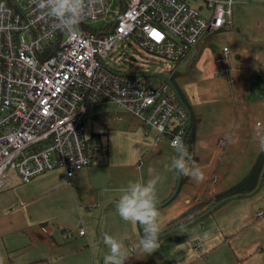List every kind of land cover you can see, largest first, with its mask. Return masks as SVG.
<instances>
[{
	"label": "rangeland",
	"instance_id": "374dc122",
	"mask_svg": "<svg viewBox=\"0 0 264 264\" xmlns=\"http://www.w3.org/2000/svg\"><path fill=\"white\" fill-rule=\"evenodd\" d=\"M249 1V5L254 7L264 4L253 2L262 0ZM117 5V0L111 2V8ZM233 16L237 21V17ZM251 19L252 25L247 22L246 26H242L244 29H239L240 32L235 21L229 27L208 31L203 35H208L205 43L201 41L203 46L199 42L201 49L192 50L184 61L164 60L135 42L116 45L104 60L108 66L123 73L159 72L168 78L172 77L175 87L178 86L187 103L226 100V95L234 97L240 90L250 94L253 101L259 100L264 83L256 76L264 65V51L248 43L246 33L251 35L255 32L254 21H257L254 16ZM235 40L236 44H243L241 53L237 55L231 50L219 65L222 70L217 74L212 66V59L221 53L223 44L235 49ZM226 67L231 69L228 74L233 78L230 80L232 84L226 76L227 72H224ZM141 77L154 87L163 82L157 76ZM86 113L85 134L92 135L93 140L100 144L101 150L91 164L76 170L69 181L62 167L20 183L15 182L17 177L13 170L8 169L10 182L0 190V264H37L28 261L21 263L20 260L29 255L28 250L44 245L43 239L38 240L36 245H31L28 236L37 228L41 231L40 226L45 220L55 230L59 225L64 226L65 233L72 238L82 225L86 235L93 236L89 247L95 252L92 257L88 255L77 260L75 251L79 252L82 246L72 244L69 247V257L63 261L54 258L49 264H77V261L78 264H104L108 248L102 241L101 246L99 245L100 232L102 230L118 234V229L113 231L112 228L117 219H122L116 210L110 213L116 207L113 196L119 197L121 188L129 181L146 182L153 177H159L158 204L173 193L177 173L171 167V162L175 158V151L168 145L164 135L159 136L157 149L151 150L152 138L131 124L128 112L113 101L96 102ZM118 114H122L125 121L117 120ZM131 116L137 120L134 115ZM246 120L250 129L245 136L238 137L233 150L222 153L221 148L218 156L214 157L207 149L197 153L195 163L202 169L205 179L198 185L183 181L175 196L158 206L160 226L168 222L167 225H173L172 222L182 219L181 211L200 201H213L218 193L227 190L218 191L221 183L210 182L208 171L215 169L220 174L223 165L228 168L235 166L238 161L241 169L248 157V150L251 154L253 145L254 152L259 148L260 136L264 134L255 121H262L260 111L248 110ZM191 158L192 161L196 159L194 156ZM134 165L139 168L136 170ZM239 168L237 165V173L241 172ZM242 175L235 176L234 181ZM260 185L252 194L226 199L207 215L161 237L159 247L150 255L140 250L138 242L143 236L140 225L127 222L132 233L115 237L125 246V264H264V176ZM204 191L206 192L202 194ZM195 195L205 196L193 199ZM108 196L113 201L108 200ZM187 200H191V205L185 207ZM188 215L190 213L184 217ZM108 217L111 219L108 220ZM225 224L228 228L224 227ZM58 229V233H61L60 228ZM106 234L109 235L108 232ZM202 239L208 241V246H200Z\"/></svg>",
	"mask_w": 264,
	"mask_h": 264
},
{
	"label": "built area",
	"instance_id": "2783aa9c",
	"mask_svg": "<svg viewBox=\"0 0 264 264\" xmlns=\"http://www.w3.org/2000/svg\"><path fill=\"white\" fill-rule=\"evenodd\" d=\"M112 1L96 6L69 38L40 18L32 0H0V190L10 182L8 169L27 182L56 167L70 177L91 164L101 146L85 134L84 122L99 101L132 113L145 134L156 132L155 142L164 133L171 146L182 139L187 113L170 87L151 86L104 58L135 42L164 60H184L204 34L232 23L234 1L197 0L207 15L186 0H117L111 8ZM221 47L213 63L229 55Z\"/></svg>",
	"mask_w": 264,
	"mask_h": 264
},
{
	"label": "crops",
	"instance_id": "0c3cea01",
	"mask_svg": "<svg viewBox=\"0 0 264 264\" xmlns=\"http://www.w3.org/2000/svg\"><path fill=\"white\" fill-rule=\"evenodd\" d=\"M186 1L189 2L191 5H193L194 7H197L200 10V12L204 13L205 15L209 14V11L205 8L203 2H199L197 0H190V1L186 0ZM233 1L234 2L232 4V24L235 21L234 16H233V15H235L237 17V21H235V23H236V25H238L237 29L239 31L240 28L244 29V28H242V26H246L245 24H247V22L252 25L253 20L251 19V16H254L255 20H257V21H254L255 27H253V29H255L254 30L255 32L252 31L254 34L252 33L251 35L249 33H246L248 38H249L248 43L254 45V47H257L258 50L264 51V17H263L264 16V4H262V6L254 7V6L249 5V2H250L249 0H233ZM253 2L264 3V0L253 1ZM226 27H229V25L223 26L220 28H226ZM206 36H208V35H206ZM206 36L205 37L202 36V38L196 43V45L192 47L191 51L194 49L200 50L201 49L200 46L202 45L201 41L203 40V43H205ZM236 41L237 40H235V44H233V47L235 49H232L227 44H223V45H226L227 47H229L230 51L233 50L234 53L238 55L242 51L243 44H241V43L236 44L237 43ZM199 42L201 43V45L199 44ZM197 50H195V52ZM191 51L189 52V54L191 53ZM196 53H194V54H196ZM188 55H187V57H188ZM186 58L184 60H186ZM214 59H212L211 63H212V66L216 69V72L218 74L222 70L219 68V65L221 64V62L223 60L217 64V63H213ZM184 60H181V61H184ZM227 68L228 67H226L224 69H227ZM224 72H227L226 76H227V78H229V83L232 84L233 82L231 83L230 80L232 81L233 78L228 74V73H231V69H227ZM258 73L259 74L256 77L259 79V81H263V83H264V65L262 66V70H260V72H258ZM259 75H261V77H258ZM175 84H176V82H175ZM261 92H262V95L259 97L260 99L255 100V101H253V98L250 97V94H247L245 91L240 90L239 92H236L237 95L234 97H232L231 94H229V96L226 95V97H225L226 100L203 101V102H200L199 104H193L191 102L186 103L187 106H189L190 110L192 111L193 117L195 119V121H194V133H193V138H192V141H193L192 149L190 150V153H189L190 156L196 157V159L193 160L194 162L198 158L197 153H199V151L201 152L202 149L203 150H205V149L209 150L213 157H214V155L218 156L217 154H219L221 148H222V153H226L230 150H233L232 148L235 146V143L238 141V137L241 138V137L245 136L247 134V130L250 129V128H248V124H247V120H246L248 110H250V109L251 110L252 109H258L260 111L262 121L256 120L255 124L258 127H260L261 130H263V134H264V86H263V89ZM181 95H182V92H181ZM183 97H184V95H183ZM89 108H91V106ZM89 108L87 109V111L89 110ZM125 112H128V111L126 110ZM128 114L130 115L131 124H133L134 126L136 125V127H139L140 129H142L144 135L152 138L153 144H152L151 150L157 149V146L160 143V140H158V142H155L154 138H155L156 132L153 129H150L149 133L145 134L144 128L140 125L139 121L135 120L131 116L132 113L128 112ZM122 117H123L122 114L116 115L117 120L125 121L124 118H122ZM162 135H164L166 137V141H168L167 142L168 145L171 146L170 141H169L170 135L168 133L167 134L164 133V134H161L160 136H162ZM90 136L93 137L92 135H90ZM260 153H261V151L259 150V148H257L256 151L254 152V145H253V151L251 154H250V151L248 150V157L245 158L244 167H242L241 169L239 168V166H240L239 161L236 162L235 166H231L228 168L225 165H223L221 167V169H222V171H224V173L221 171V173L218 174L217 170L213 169L211 171H208L209 172L208 173V177H209L208 179L210 180V182L212 181L213 184L214 183L215 184L221 183L220 189H218V191H221L222 189H228L229 187H231V185H233L234 183H236V181H238L240 179V178H238V179H236V181H234L236 178L235 176L238 177V175L243 174L242 175V177H243L247 173H249L252 164L261 155ZM241 156L243 157L244 154ZM237 165H238V168L241 170V172L237 173V170H236ZM133 168H135L137 170L139 167L134 165ZM42 174H44V172ZM42 174L40 173V174H37L36 176L42 175ZM64 174H65V172H64ZM74 174L75 173H73L72 176H74ZM72 176L68 177L66 175V178L68 179V181L70 180V178ZM183 177H184L183 181H186L185 183H187V184H193V182H195L194 180H192L188 176H183ZM213 177L216 178L214 181H213ZM15 182L20 183L21 181H19L17 178V181H15ZM195 183H196V185H198L197 182H195ZM205 192L206 191L202 192V194H204ZM204 196L195 195L193 197V199H196V197L197 198H199V197L204 198ZM113 197H114L113 198L114 201H117L119 198L118 196H113ZM111 198H112L111 196L107 197L108 200L113 201ZM193 199H191V200H193ZM191 200L190 201L187 200L188 204L185 207L191 205ZM115 210H116V207H114V209L111 210L110 213H112V212L114 213ZM180 213H182L180 216V217H182L181 220H177L176 222H172L173 225L172 224L167 225L169 222L167 224L161 225L160 231L164 232L166 229H168L172 226H175L177 222H181L182 220L185 221L189 216L188 215V216L184 217L186 214V210H183ZM180 213H179V215H180ZM261 214H262V212H261ZM109 219H111V218L108 217V220ZM108 223L110 224V222H108ZM111 224L113 225V223H111ZM80 226H82V225H80ZM113 226H114V228H112V230L114 231V230L118 229L119 233L117 234L115 232H109V231H107V232L109 233L110 236H113L114 238L116 237V235L127 236V234H130V232L132 231V229L131 230L128 229L129 227H127V222L122 220V219H117ZM43 227L47 228V230L49 231L48 234L43 231ZM224 227L228 228V225L225 224ZM58 228H60L61 233H58V231H57V230H59ZM40 229H41V231L39 230V228H37L36 230H32L28 237L30 238V244L31 245H34V244L36 245L38 240H40V239H43L44 245L38 246V248H36V249L32 248V249L28 250L29 255L26 257H22V259L20 260L21 263H25L28 261V262L37 263V264L38 263L46 264L45 262H47L49 264L50 261L51 262L54 261V258H56V260L62 259V261H63L67 258V256L69 257V247L72 246V244H73V246H77V245L82 246L80 248L79 252L75 251V256H76L77 260L82 258V257H86L88 255H91V257H92L93 254L95 253V252L91 251V248L89 247V244L91 243L90 240L91 241L93 240V236L86 235L85 228H84V234H79L77 231V235L74 236V238L69 236V234L67 235V232L65 233L66 230H65L64 226L59 225L57 227V229L55 230L53 227H51L50 222H47L46 220L42 222ZM228 231L230 232L229 229H228ZM107 232H103L101 230V232H100L101 239H100V244H99L100 246H101L102 237ZM161 237H163V235L160 234L159 240ZM127 239L128 238H126V241H127ZM207 244H208V241L206 239H202L200 246L206 247V246H208ZM208 249H210V248H208ZM261 250H262V247H261ZM202 252H204V251H202ZM77 264H78V261H77Z\"/></svg>",
	"mask_w": 264,
	"mask_h": 264
},
{
	"label": "clouds",
	"instance_id": "9594fccd",
	"mask_svg": "<svg viewBox=\"0 0 264 264\" xmlns=\"http://www.w3.org/2000/svg\"><path fill=\"white\" fill-rule=\"evenodd\" d=\"M32 3L41 13V19L53 21L51 26L54 30L66 32L72 38L80 34V24L91 16L96 6L103 4V0H32ZM0 11H3L2 5ZM172 147L176 156L171 167L176 173L188 176L197 183L202 182L205 179L204 173L192 161L180 137L173 140ZM259 150L264 151V135L260 136ZM158 182L159 177H153L146 182L129 181L121 188V194L116 201V211L124 221L143 227V236L138 243L140 250L149 255L159 247ZM102 242L108 248L104 264H125V246L120 240L105 234Z\"/></svg>",
	"mask_w": 264,
	"mask_h": 264
},
{
	"label": "trees",
	"instance_id": "16d2710c",
	"mask_svg": "<svg viewBox=\"0 0 264 264\" xmlns=\"http://www.w3.org/2000/svg\"><path fill=\"white\" fill-rule=\"evenodd\" d=\"M169 79L171 81H173L172 77ZM177 90H178L179 94L181 95V92H180L178 87H177ZM181 96H182L184 103L186 104L187 102L185 101L183 95H181ZM186 106H187V104H186ZM187 107L189 108V106H187ZM189 110H190V108H189ZM191 113H192V111H191ZM194 121H195V119H194L193 114H192L191 121L189 124L190 126H189L187 132H186L187 117H186V123L184 125L185 131L183 134L182 141H183L184 145L186 146L188 153H190V150L192 149V143H193L192 138H193V133H194ZM177 128H178V126H176L173 131H175ZM260 154L261 155L258 157V159L252 164L249 173H247L245 176H243L238 181H236V183L231 185V187H229L227 190L222 191L221 193H218V196L215 197V199L213 201H207L206 200L204 202L200 201V202L192 204L191 207H189L186 210V214L190 213V215L188 216V218L185 221H188L191 219V217L195 216L196 214H199V213L205 211L206 208H208L210 205L215 203L216 200L221 199V197H223V196L236 195V194L246 195L247 192L252 191V189L256 186L255 184L258 180V176H259L260 171H261L260 169H261V166L263 164L264 151H261ZM182 181H183V177L181 176L180 183ZM179 223H181V222H177L176 224H179Z\"/></svg>",
	"mask_w": 264,
	"mask_h": 264
},
{
	"label": "water",
	"instance_id": "95a60500",
	"mask_svg": "<svg viewBox=\"0 0 264 264\" xmlns=\"http://www.w3.org/2000/svg\"><path fill=\"white\" fill-rule=\"evenodd\" d=\"M134 75H137V76H154V77H158L160 80H162L163 82H165L171 89V91H173L174 95L176 96L177 98V101L179 102V104L181 105V107L186 111L187 113V129H186V132L189 128V124H190V121H191V117H192V113H191V110H189V108L186 106V104L184 103L183 99H182V96L179 94L177 88L175 87L173 81H171L167 76H165L163 73H159V72H156V73H141V74H134ZM183 139V137H182ZM176 156V153L174 155V157ZM260 174L258 176V180L256 182V186L252 189V191H249L246 193V195H250L252 194V192H254L255 190L259 189L260 188V184H261V181L263 179V176H264V159H263V164L261 166V169H260ZM180 181H181V176L177 174V180H176V183H175V186H174V190H173V193L169 196V198L167 200H163L162 202H160V204H158V206L160 205H163L165 204L166 202H168L171 198H173L176 194V192L178 191L179 189V185H180ZM237 195L239 194H236V195H226V196H223L221 197V199L215 201V203H213L212 205H210L208 208H206L205 211L199 213V214H196L195 216L191 217L190 220L188 221H185V222H182V223H179V224H176V226H172V228H168L167 230H165L164 232L161 233V235H166L168 233H171L173 231H176V229L178 228H182L184 226H187L189 224H191L192 222L200 219L201 217L207 215L208 212L212 211L214 208H216L217 206H219L220 204H222V201L226 200V199H229L231 197H236ZM141 227V230L143 231V227L140 225Z\"/></svg>",
	"mask_w": 264,
	"mask_h": 264
}]
</instances>
